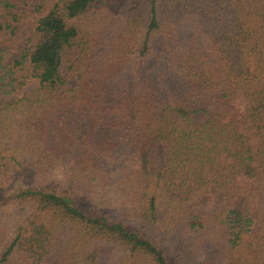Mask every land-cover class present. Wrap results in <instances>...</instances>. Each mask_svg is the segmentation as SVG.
<instances>
[{
    "label": "trees",
    "instance_id": "trees-1",
    "mask_svg": "<svg viewBox=\"0 0 264 264\" xmlns=\"http://www.w3.org/2000/svg\"><path fill=\"white\" fill-rule=\"evenodd\" d=\"M125 1L0 0V264H264V0Z\"/></svg>",
    "mask_w": 264,
    "mask_h": 264
},
{
    "label": "rangeland",
    "instance_id": "rangeland-1",
    "mask_svg": "<svg viewBox=\"0 0 264 264\" xmlns=\"http://www.w3.org/2000/svg\"><path fill=\"white\" fill-rule=\"evenodd\" d=\"M132 1H130V2L125 1V2L131 3ZM120 4H122L121 0H120ZM28 10L30 12V14L28 16L29 18L25 23H22V25H20L19 38H18V40L14 46L13 51L8 55V57H7L8 60H11L12 58L18 56L19 53L21 52V50L24 48V46L28 44L29 27L32 26L33 24H35L37 22L38 18L40 16H42L43 14H45L48 9H46L43 12H36V11L32 10L31 8H29ZM189 24H190V18L186 22L183 20V22H181V24L179 25L180 26V32L185 37L187 35H189L191 32V27L189 26ZM60 73L64 77V79L66 80V82L69 86L73 87L75 85L76 77L74 75H68L64 71V65H61ZM33 85L34 84H31L30 86H33ZM204 120H205V114L203 112H197L192 117V122L194 125H198V124L202 123ZM153 156L155 159V166L158 169L162 170L163 158H162V150H161L160 144H158L157 147L155 148V150L153 151ZM212 196L213 197H211L209 194H206L205 199H203L204 200L203 203H202V201H199L198 205H196V207H201V208L206 207L207 209L212 208L211 203L215 199L216 195L213 194ZM162 214H163L162 210H159L158 214H157L158 225L161 224ZM5 221L6 220L1 218V216H0V252L2 251V249L4 247V243L8 242L12 236L11 225L7 221L6 222ZM201 253H202L201 257H203L206 255L207 252L205 250V252H201Z\"/></svg>",
    "mask_w": 264,
    "mask_h": 264
}]
</instances>
